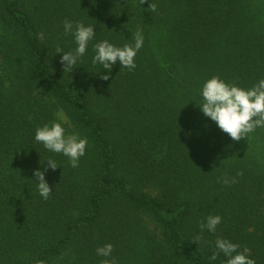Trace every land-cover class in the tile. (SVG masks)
I'll use <instances>...</instances> for the list:
<instances>
[{
	"label": "trees",
	"instance_id": "obj_1",
	"mask_svg": "<svg viewBox=\"0 0 264 264\" xmlns=\"http://www.w3.org/2000/svg\"><path fill=\"white\" fill-rule=\"evenodd\" d=\"M65 19L95 29L72 72L55 52L77 47ZM138 29L136 67L101 79L94 45ZM214 75L264 79V0H0V264H100L107 243L117 264H226L218 238L264 264V128L234 141L204 116ZM53 121L87 138L79 167L35 140ZM209 215L222 222L201 232Z\"/></svg>",
	"mask_w": 264,
	"mask_h": 264
},
{
	"label": "clouds",
	"instance_id": "obj_2",
	"mask_svg": "<svg viewBox=\"0 0 264 264\" xmlns=\"http://www.w3.org/2000/svg\"><path fill=\"white\" fill-rule=\"evenodd\" d=\"M141 4L146 3V0H140ZM148 8L153 12L157 11V5L150 3ZM64 34L74 36L77 47L72 52H63L57 46L56 53H63L60 63L63 70L72 72L74 65L78 59L85 55L88 44L95 36V29L92 25L85 26L83 22L77 21L73 24L72 21L65 19L63 22ZM38 39H44V34L38 33ZM143 45L142 31L138 29L134 33V44H125L123 47H117L108 40H103L94 45L95 56L93 64L99 63L104 69L108 70V74L101 76V79L108 80L111 74L113 65L117 62L121 67L132 70L136 67L135 57L139 49ZM203 103L200 106L204 116L211 118L223 132L227 133L232 140L240 141L248 138L250 133H253L256 128H264V79L259 80L251 88H242L234 83H228L221 79L219 75H214L208 79L202 87ZM62 119V117H61ZM35 140L42 143L43 146L55 153H62L69 158L73 168L79 167L80 157L85 155L88 140L86 137L81 138L78 133L67 134L62 122L53 121L51 124H45L38 127L35 132ZM57 164L54 160L47 161V167L41 171H34L35 181H38V191L41 197L45 200L52 193V187L45 180V172L50 168L55 170ZM237 175H242L238 172ZM219 182V181H218ZM235 178L230 181L227 178L223 179V183L228 185L235 183ZM222 222V217L219 215L207 217V223L201 222L199 227L201 232L206 228L209 232H215L217 226ZM202 239L197 236L193 242L198 243ZM217 251H214L211 260H216L220 252L228 259L226 264H256L254 259L249 258L250 250L247 247L243 251H238L240 245L233 243L227 239L218 238L215 242ZM114 246L107 243L96 249L98 256L105 257L100 264H117L115 258L109 259ZM235 253V255H233ZM37 264H44V261H38Z\"/></svg>",
	"mask_w": 264,
	"mask_h": 264
},
{
	"label": "rangeland",
	"instance_id": "obj_3",
	"mask_svg": "<svg viewBox=\"0 0 264 264\" xmlns=\"http://www.w3.org/2000/svg\"><path fill=\"white\" fill-rule=\"evenodd\" d=\"M60 117H62V120L65 121V117L61 114Z\"/></svg>",
	"mask_w": 264,
	"mask_h": 264
}]
</instances>
